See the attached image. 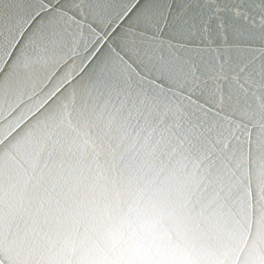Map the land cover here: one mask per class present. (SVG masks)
<instances>
[{"label":"snow or ice","instance_id":"6c2138e0","mask_svg":"<svg viewBox=\"0 0 264 264\" xmlns=\"http://www.w3.org/2000/svg\"><path fill=\"white\" fill-rule=\"evenodd\" d=\"M73 116L115 129L114 153L197 157L233 230L264 237V0H0V199ZM158 224L129 208L82 264H215L195 235L161 251Z\"/></svg>","mask_w":264,"mask_h":264},{"label":"water","instance_id":"95a60500","mask_svg":"<svg viewBox=\"0 0 264 264\" xmlns=\"http://www.w3.org/2000/svg\"><path fill=\"white\" fill-rule=\"evenodd\" d=\"M118 143L115 129L73 116L27 150L23 167L3 180L0 264H82L129 208L159 220L161 251L188 234L201 238L197 248L215 264H264L254 219L233 230L218 185L197 182V157L139 147L114 153Z\"/></svg>","mask_w":264,"mask_h":264}]
</instances>
